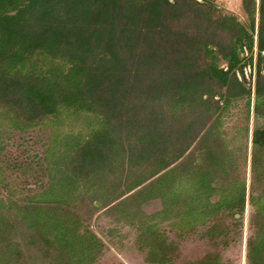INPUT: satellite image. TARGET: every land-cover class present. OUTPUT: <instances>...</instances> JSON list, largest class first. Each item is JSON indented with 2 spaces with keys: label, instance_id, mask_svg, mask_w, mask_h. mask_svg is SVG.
<instances>
[{
  "label": "trees",
  "instance_id": "1",
  "mask_svg": "<svg viewBox=\"0 0 264 264\" xmlns=\"http://www.w3.org/2000/svg\"><path fill=\"white\" fill-rule=\"evenodd\" d=\"M240 8L0 0V155L11 130L50 129L33 186L0 162V264H102L120 226L145 262L175 264L164 229L226 233L247 205L245 264H264V0Z\"/></svg>",
  "mask_w": 264,
  "mask_h": 264
},
{
  "label": "rangeland",
  "instance_id": "2",
  "mask_svg": "<svg viewBox=\"0 0 264 264\" xmlns=\"http://www.w3.org/2000/svg\"><path fill=\"white\" fill-rule=\"evenodd\" d=\"M218 10L226 14H234L239 19L244 15L240 8V0H212ZM245 84L253 85L254 75L249 76V68L243 69ZM264 74V69L262 70ZM240 75V74H239ZM244 101H237L230 107L228 113L224 116V131L229 135L236 126H242L245 115ZM254 115L251 112L248 120L249 131L254 125ZM73 130L81 128L77 121L71 125ZM81 126V127H80ZM50 129L40 126L24 131L11 130L5 139V149L0 155V162L4 166L13 165L14 168L26 167V173L21 174L16 168L5 171L11 179L29 178L28 186H33L34 176L37 175L39 166H42V155L47 145ZM245 176L247 182L250 181L249 159L245 166ZM251 207L245 208L244 218L241 224H234L228 217H223L220 224L227 225L229 230L226 233L212 234L206 231L208 226L197 227L194 231L177 234L174 231L165 230L169 241L174 243L172 260L175 264L188 260H194L203 257L208 253H215L221 257L220 264H245V245L246 240L252 230L249 222ZM104 218V217H103ZM100 218L96 226L102 228L106 218ZM230 224V225H228ZM233 224V225H232ZM135 233L129 226H120V230L114 233V242L102 255V264H149L144 261V252L140 251L134 245ZM120 238L119 241L117 239Z\"/></svg>",
  "mask_w": 264,
  "mask_h": 264
}]
</instances>
